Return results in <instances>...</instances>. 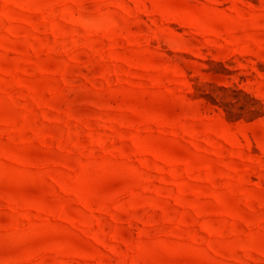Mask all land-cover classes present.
Listing matches in <instances>:
<instances>
[{
  "label": "rangeland",
  "instance_id": "374dc122",
  "mask_svg": "<svg viewBox=\"0 0 264 264\" xmlns=\"http://www.w3.org/2000/svg\"><path fill=\"white\" fill-rule=\"evenodd\" d=\"M0 264H264V0H0Z\"/></svg>",
  "mask_w": 264,
  "mask_h": 264
}]
</instances>
